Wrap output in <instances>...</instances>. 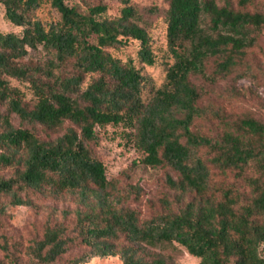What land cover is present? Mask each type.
<instances>
[{
	"label": "trees",
	"instance_id": "16d2710c",
	"mask_svg": "<svg viewBox=\"0 0 264 264\" xmlns=\"http://www.w3.org/2000/svg\"><path fill=\"white\" fill-rule=\"evenodd\" d=\"M130 1L120 0L119 13L107 16L101 2L0 0L4 17L21 27L0 31V170L6 173H0V217L9 205L31 204L34 195L72 201L51 210L40 237L24 250L2 244L0 264H54L71 245L84 250L60 264L106 256L121 264H175L144 248L173 243L198 264H264V119L244 115L217 136L195 129L204 110L189 79L205 75L211 57L216 72L231 71L264 26V10L247 9L254 0H166L173 62L163 86L145 100L146 77L134 59L111 52L132 39L136 59L155 62ZM45 2L55 18L38 14ZM38 46L49 56L46 66L24 61ZM65 65L68 73H54ZM11 79L29 83L31 104ZM107 125L128 131L145 165L172 170L165 183L174 202L165 197L163 209L146 218L121 204L91 149ZM35 126L57 134L40 137ZM212 168L234 170L248 192L212 181Z\"/></svg>",
	"mask_w": 264,
	"mask_h": 264
},
{
	"label": "rangeland",
	"instance_id": "374dc122",
	"mask_svg": "<svg viewBox=\"0 0 264 264\" xmlns=\"http://www.w3.org/2000/svg\"><path fill=\"white\" fill-rule=\"evenodd\" d=\"M83 3L101 2L106 4L105 15L114 16L119 13L120 0H81ZM130 3L137 11V22L148 32L151 47L155 54V62L146 65L136 59L138 42L129 39L119 49L111 52L121 59L131 57L141 73L146 77L142 96L146 100L154 91L165 83V74L173 58L166 45V0H131ZM247 9L264 10V0H254L246 6ZM42 17H56V11L47 3H43L38 10ZM0 31L20 32L21 27L11 24L4 17V9L0 3ZM255 35L254 44L247 49L239 63L229 72L215 71V60L209 58L205 62V75L190 74V81L200 93L198 103L204 110V115L195 121L193 127L209 136H217L226 129H232L235 123L244 115H253L264 119V26ZM188 46V43H186ZM188 48V47H187ZM49 56L38 46L30 50L25 57V62L30 64L45 65ZM69 66L54 69L56 75L68 73ZM238 73L244 75L236 78ZM10 83L24 92V99L31 104L34 100L32 89L27 81L11 79ZM0 111L4 105L0 104ZM13 119L16 124L17 120ZM40 137H52L57 133L46 131L40 126H35ZM121 125H107L98 131V139L91 144V149L105 165L107 178L119 190L118 199L126 207L135 209L140 217L146 218L163 209L162 200L167 197L173 202L176 194L169 190L165 183L167 174L174 176L172 170L166 166H150L141 162V153L130 141ZM5 170H0L4 173ZM211 179L219 185H232L241 191L248 192V186L243 178L234 170L220 171L211 169ZM6 175V173H4ZM29 205H9L6 214L0 217V258L3 255L2 244L9 248L24 250L30 241L40 237L43 225L50 218L52 209L61 210L71 207L69 197L44 198L33 196ZM174 204V203H173ZM172 204V205H173ZM175 204H177L175 202ZM59 216L58 212H55ZM146 252L151 255H163L170 258L175 264H198L199 258L191 255L177 243L145 246ZM84 250L83 246L71 245L69 250L54 264H60L66 259L78 255ZM80 264H121L118 256L92 257Z\"/></svg>",
	"mask_w": 264,
	"mask_h": 264
}]
</instances>
